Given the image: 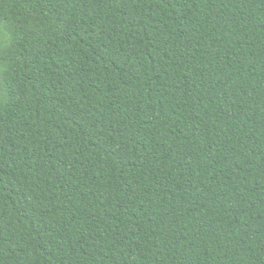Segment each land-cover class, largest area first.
Here are the masks:
<instances>
[{
    "label": "trees",
    "instance_id": "trees-1",
    "mask_svg": "<svg viewBox=\"0 0 264 264\" xmlns=\"http://www.w3.org/2000/svg\"><path fill=\"white\" fill-rule=\"evenodd\" d=\"M0 264H264V0H0Z\"/></svg>",
    "mask_w": 264,
    "mask_h": 264
}]
</instances>
